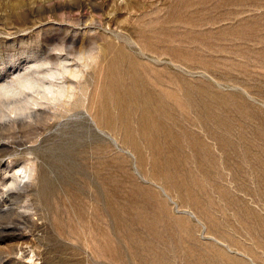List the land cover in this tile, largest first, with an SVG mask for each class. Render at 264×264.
<instances>
[{"label": "rangeland", "instance_id": "obj_1", "mask_svg": "<svg viewBox=\"0 0 264 264\" xmlns=\"http://www.w3.org/2000/svg\"><path fill=\"white\" fill-rule=\"evenodd\" d=\"M0 86V264H264V0H0Z\"/></svg>", "mask_w": 264, "mask_h": 264}, {"label": "bare ground", "instance_id": "obj_2", "mask_svg": "<svg viewBox=\"0 0 264 264\" xmlns=\"http://www.w3.org/2000/svg\"><path fill=\"white\" fill-rule=\"evenodd\" d=\"M58 62V61H57ZM56 62V63H57ZM43 65V64H42ZM60 65H62L61 66V68L60 69H58V70H55V71H57V72H55V71H53V68H47V66L45 67V68H47V69H44V70H42L43 72L45 71V73L48 75V76H51V77H55V76H57L58 74H60V72L61 71H63V72H67V71H71L72 72V70H70L68 67L69 66H67L66 64H64V63H62V64H60ZM42 69H43V67H42ZM38 71H40V70H34V73L35 72H38ZM74 71H76V70H74ZM80 71V70H79ZM33 72V71H32ZM65 73H63V74H65ZM68 73V72H67ZM77 73V72H76ZM62 74V75H63ZM72 75H74L73 73H71ZM70 74V75H71ZM80 74V73H79ZM39 75H40V73H39ZM61 75V74H60ZM37 76H38V73H37ZM75 76V75H74ZM18 79H20L19 80V82H20V85L24 88V89H32V90H35V88L37 89V93H39V94H43V96L44 97H46L47 96V94L49 95V94H53L54 95V98H57V97H59V95H61V96H64V95H66L67 96V92H65V90H61V91H59V94H58V96H55V94H56V92H58L57 90H55V85H54V80H53V82H50V83H48L47 84V82H49V81H46V83L44 82L45 80H43V79H40L39 77H36V76H34L33 74H31V72H29L28 73V75H26V76H24V77H22V78H18ZM17 79V80H18ZM44 79H46L45 77H44ZM16 80V81H17ZM52 81V80H51ZM55 84H56V82H55ZM58 85V84H57ZM10 86H11V84H10ZM63 86V85H62ZM65 86V85H64ZM40 87H43L44 89H43V91H40L41 90V88ZM60 87V86H59ZM11 87H9V86H0V94H10V92L13 90V88L12 89H10ZM39 88H40V90H39ZM72 89H74V88H72ZM17 90H19V89H17ZM31 90V91H32ZM14 91V90H13ZM70 91V90H69ZM24 94V93H23ZM26 95H27V93H26ZM38 95V94H37ZM69 95H71L70 93H69ZM1 96V95H0ZM25 96V95H24ZM41 96V95H40ZM50 96V95H49ZM2 97V96H1ZM36 97V96H35ZM39 97V96H38ZM65 97V96H64ZM73 97V96H72ZM47 98V97H46ZM53 98V97H52ZM51 99V98H50ZM65 99V98H64ZM18 100V99H17ZM53 100H56V99H53ZM59 100V99H58ZM67 100V99H66ZM38 101V100H37ZM36 100H35V98L32 96V94L31 95H29V93H28V95L27 96H25L24 98H22L21 100H19V102L18 101H15V102H11V103H5V104H2L3 106L2 107H0V119H3L5 116H9V114H11V113H15V114H23V113H26L27 111H29L30 110V108H31V104H33V103H38ZM69 102V101H68ZM34 104V105H35ZM41 104V103H40ZM51 108H53V107H51ZM9 112V113H8ZM11 112V113H10ZM29 116H34L32 113H29ZM6 171V170H5ZM22 173H25V175L24 176H22V177H26V176H28V173L26 172V170H25V168H23V170H22ZM18 176H20L21 177V175H19V174H17ZM19 179V178H18ZM19 182H21V181H19Z\"/></svg>", "mask_w": 264, "mask_h": 264}]
</instances>
